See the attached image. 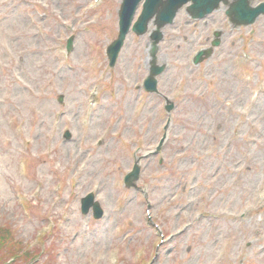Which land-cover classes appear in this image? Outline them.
<instances>
[{
  "label": "rangeland",
  "instance_id": "obj_1",
  "mask_svg": "<svg viewBox=\"0 0 264 264\" xmlns=\"http://www.w3.org/2000/svg\"><path fill=\"white\" fill-rule=\"evenodd\" d=\"M122 1L0 0L6 251L34 264H264V16L235 28L223 5L201 21L182 9L147 93L153 31L131 32L113 68L106 54ZM90 193L101 219L82 212Z\"/></svg>",
  "mask_w": 264,
  "mask_h": 264
},
{
  "label": "water",
  "instance_id": "obj_2",
  "mask_svg": "<svg viewBox=\"0 0 264 264\" xmlns=\"http://www.w3.org/2000/svg\"><path fill=\"white\" fill-rule=\"evenodd\" d=\"M123 0L119 11V35L118 38L108 47L107 55L110 61V66L114 67L117 59L125 44L126 38L131 31L133 21L138 10V7L143 2V10L138 21L133 26V32L138 36H144L149 32V25L154 20L155 30L151 32V41L153 46L158 47L159 43L164 39L163 30L174 23L177 14L189 3L187 12L194 19H203L207 15L213 13L221 7V3L229 6L226 14L235 24V26H250L256 22L260 15L264 14V3H261L257 7H253L252 4L256 0ZM218 34L217 36H219ZM220 41L217 40L213 43V46H219ZM72 47V39L69 40L68 49ZM156 52H154L155 54ZM212 53V50L207 52H201L197 58L196 63L201 62L204 56L208 58ZM155 57V55H154ZM165 70V66H158L157 61L154 58L151 63L150 75L144 83L145 89L149 93H158V80ZM168 105L166 110L170 113L173 109V104L167 100ZM69 135V134H68ZM165 138L162 139L157 152H159L163 146ZM140 165L137 161L133 172L127 175L125 179L126 186L131 188L134 181L139 178ZM82 203L83 214H89L93 209L94 217L101 219L104 215V211L99 202H95V196L93 194L85 197Z\"/></svg>",
  "mask_w": 264,
  "mask_h": 264
},
{
  "label": "trees",
  "instance_id": "obj_3",
  "mask_svg": "<svg viewBox=\"0 0 264 264\" xmlns=\"http://www.w3.org/2000/svg\"><path fill=\"white\" fill-rule=\"evenodd\" d=\"M8 245L7 239L0 235V264H15L16 262L21 264H34V260L38 258L37 254L29 249L9 254L6 251Z\"/></svg>",
  "mask_w": 264,
  "mask_h": 264
},
{
  "label": "bare ground",
  "instance_id": "obj_4",
  "mask_svg": "<svg viewBox=\"0 0 264 264\" xmlns=\"http://www.w3.org/2000/svg\"><path fill=\"white\" fill-rule=\"evenodd\" d=\"M155 28H156V27H155L154 22H151L150 25H149V32L154 31ZM150 46L152 47V51H151V53H150V57L152 58V61H151V63H152L153 60H154V55H155L154 52L156 51V48L153 46L152 41H151Z\"/></svg>",
  "mask_w": 264,
  "mask_h": 264
}]
</instances>
